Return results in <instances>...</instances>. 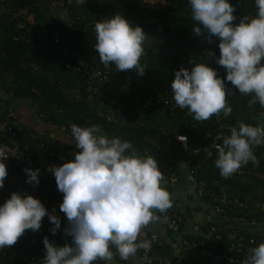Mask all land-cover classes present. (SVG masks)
<instances>
[{
	"label": "trees",
	"instance_id": "obj_1",
	"mask_svg": "<svg viewBox=\"0 0 264 264\" xmlns=\"http://www.w3.org/2000/svg\"><path fill=\"white\" fill-rule=\"evenodd\" d=\"M51 1L58 11L66 13L68 21L51 15ZM51 1L0 0V92L11 99L28 102L45 124L63 129L69 136L71 124L98 125L109 138L118 136L130 141L140 154H159L163 159L174 161L167 177L177 175V163L181 161L186 175L190 170L195 171V179L205 185V195H195L196 198L210 208H220L222 213L219 220L204 223L197 235H185L183 226L177 235L163 228L168 237L181 236L195 243L199 250L204 244H210L218 251L230 247L236 253L238 249L236 257L239 261L243 256L247 257L251 247L264 241V148L254 153L259 160L258 166L249 162L225 179L215 167L218 152L212 158H206L203 152L217 132L214 116L198 126L197 123H186L187 117L182 112L176 111L168 117L153 107L142 108L148 90L167 92L172 97L171 82L180 67L190 70L195 64L206 62L221 78L226 74L222 66L208 63L206 56L209 52L219 56L218 41L213 37L209 42L206 33L196 35L193 32L197 22L191 19L188 0H154L156 7L150 0H107V3L86 0L85 5H76L74 0ZM229 2L236 9L234 24L239 23L244 15H255L254 0ZM115 14L122 15L133 26H141L147 34L144 55L140 57L146 69L143 75H138L135 70L116 71L101 105L100 97L94 96L90 102L87 100L86 80L77 71L76 64L79 59L96 69L105 68L94 50V24ZM56 31L58 43L52 38ZM108 67L115 70L113 65ZM225 86L232 109L223 120L225 127L238 126L240 121L264 124V108L258 103L249 107L250 96L239 94L230 82ZM9 105L8 101H0L1 109L11 107ZM174 135H184L188 139L186 152L180 156L177 155L182 148L171 143ZM226 135H229L227 129L224 131ZM45 147L57 165L73 158L76 151L74 144L44 143ZM196 149L200 152L193 155ZM16 174L19 173L12 174V182L0 188V204L13 192L30 195L31 189H18L13 180ZM165 188L170 193L171 185L167 184ZM52 195L61 228L52 235V225L46 215L38 231L25 230L14 245L8 246L9 251L1 264H42L44 237L61 246L70 243L71 238L63 233L66 217L59 210L62 194L54 191ZM36 198L41 201L38 193ZM46 209L53 211V208ZM169 211L180 214L173 205ZM211 228H215L214 233ZM169 247L167 243L154 245L153 262L165 258L170 264H211L198 255L189 259L184 255L173 256Z\"/></svg>",
	"mask_w": 264,
	"mask_h": 264
},
{
	"label": "clouds",
	"instance_id": "obj_2",
	"mask_svg": "<svg viewBox=\"0 0 264 264\" xmlns=\"http://www.w3.org/2000/svg\"><path fill=\"white\" fill-rule=\"evenodd\" d=\"M74 2L85 5L86 0ZM188 4L191 19L197 22L193 32L206 33L209 42L216 38L219 56L214 52L208 55L226 74L221 78L206 62L190 70L180 67L170 86L175 104L187 109L196 121H206L221 112L230 115L225 86L230 82L239 94L250 96L249 107L258 103L264 108V0H254L255 15H244L235 24L236 9L229 0H188ZM94 31V50L105 67L113 65L116 71L135 70L143 75L146 67L140 57L147 34L141 26H133L115 14L95 22ZM229 131L222 144L216 145L218 157L214 162L225 179L249 162L258 166L253 149L264 146V124L240 121ZM70 132L76 150L73 158L48 170L63 194L59 210L67 219L63 233L71 241L61 246L44 237L42 264L110 262L112 249L120 260L131 257L135 264L138 251L146 254L152 247V241L142 237V230L160 220L157 213L166 214L172 207L170 193L162 186L165 176L158 161L155 156L138 153L126 139L109 138L98 125L71 124ZM7 156L0 150V188L8 174L3 162ZM24 172L27 183L39 184V168H25ZM46 215L55 235L61 228L55 209L49 212L32 195L11 193L0 204V250L14 245L25 230L38 231ZM241 264H264V241L251 247Z\"/></svg>",
	"mask_w": 264,
	"mask_h": 264
},
{
	"label": "built area",
	"instance_id": "obj_3",
	"mask_svg": "<svg viewBox=\"0 0 264 264\" xmlns=\"http://www.w3.org/2000/svg\"><path fill=\"white\" fill-rule=\"evenodd\" d=\"M52 38H54L55 43H58L59 39L57 31L53 34ZM206 58L209 64H216L213 56L207 55ZM76 65L78 69L77 71H79L80 75L86 80V92L88 95L87 100L90 102L92 97H100L102 99L100 100V104L103 105V101L106 98V91L110 90L111 78L115 74L116 70H112L110 67H105L103 70H99L95 67L85 65L79 59H77ZM67 68H69V66H67ZM229 97L230 94L226 93L227 101ZM151 107L155 108L156 110H160L168 117L174 115L176 111L182 112L187 117L185 121L186 123H197L198 126H200L204 122L196 121L195 119H193L192 114H190L187 109H180L175 104L172 97L167 95V92H161L159 90H148L145 93V99L142 103V108L144 110H148ZM228 116L229 115L225 116L223 112H221L219 115H214L213 121L215 123L217 132L214 136H212L213 138L211 144L208 147L203 148V152L206 158H212L214 154H217L218 150L216 148V145L222 144L221 140L224 136L225 129L230 130V128L225 127L223 124V120ZM19 129V117L13 107L5 109L0 108V150H3L5 155H8L7 158L3 161L6 165L8 173L7 177L5 178L4 185L12 182L13 173H25V168H31L33 170L37 168H43L46 173L51 174L48 169L53 165L59 166L52 159V153L48 150V147L43 148L44 161L37 160L33 153L25 148H22V146L17 143V134L19 133ZM184 137L186 136H173V140L171 142L172 145H179L182 148V150L178 151L177 156H180L186 152L188 139L187 137ZM263 148L264 146L255 147L253 149V152L256 153ZM199 152L200 149H196L192 152V154L196 155ZM151 156H155L158 161L159 168L165 176L162 182L173 185L176 182V179L170 176L167 177V173H170L172 171L171 164H173L174 161L163 159L159 154ZM195 174V171H188L186 175L188 186L197 197H203L205 195V185L195 179ZM55 193L62 194L58 190H56ZM30 195H32L34 198L37 197V193L33 190L30 192ZM215 210L220 214L222 213V210L220 208H216ZM157 215H160L161 218L156 223L159 224L162 228L172 231L175 235L180 232L179 228L183 225V217L181 215L170 212L169 210L166 214L157 213ZM233 222H238V220H233ZM250 225H253V223H250ZM196 230H199V228H196ZM210 231L211 233H214L215 228H211ZM142 237L150 239L152 241V247L151 250L146 254L143 251H138L136 257V259H138L137 264H153L154 257L152 251L154 245L158 243V237L155 233L148 231L146 228L142 230ZM250 243H253V241L250 240ZM181 244L187 248L194 249L196 255L200 256L204 261H208L211 264H241V262L246 259V257L243 256L239 261L236 257L238 249L235 253L234 248L230 247H224L223 250L218 251L210 244H204V248L202 250H199L197 249L195 243H190L186 239H183ZM8 251L9 248L6 247L3 251L0 252V261L7 256Z\"/></svg>",
	"mask_w": 264,
	"mask_h": 264
},
{
	"label": "crops",
	"instance_id": "obj_4",
	"mask_svg": "<svg viewBox=\"0 0 264 264\" xmlns=\"http://www.w3.org/2000/svg\"><path fill=\"white\" fill-rule=\"evenodd\" d=\"M0 101H8L9 106L13 107L19 117L20 136L17 138L23 148L29 150L39 161H44L43 146L44 143H51L56 145H73L74 140L63 129H58L48 124L36 114L31 105L23 100L11 99L8 96L0 92ZM183 163L179 161L177 163V175L174 176L176 182L171 185L170 196L172 199V205L179 215L183 217V231L185 235H197L201 233V226L204 223L219 220L220 213L215 209L210 208L204 203L200 202L196 198L195 194L189 188L186 182V173L183 169ZM19 190L31 189L36 191L41 198V202L48 208L55 209L57 207L53 198V192L58 190L55 178L51 174L46 173L43 168H40L39 172V184L33 185L26 182V173H19L13 177ZM166 182H162V186L165 187ZM64 226L67 224V219H64ZM244 225V224H243ZM245 225L244 227H246ZM199 228V230H196ZM146 229L153 232L158 237V243H167L170 247V252L173 256L184 255V258H196L194 249H187V247L181 244L183 238L181 236L172 235L170 238L164 231V229L155 223L149 224ZM113 260L105 262L98 260L94 264H134V259L129 258L127 261H122L119 256L115 254ZM138 259L135 258V264ZM153 264H170L165 258L157 259Z\"/></svg>",
	"mask_w": 264,
	"mask_h": 264
},
{
	"label": "rangeland",
	"instance_id": "obj_5",
	"mask_svg": "<svg viewBox=\"0 0 264 264\" xmlns=\"http://www.w3.org/2000/svg\"><path fill=\"white\" fill-rule=\"evenodd\" d=\"M51 1V0H50ZM151 1V4L156 7V1L154 0H150ZM49 2V1H47ZM101 3H107V0H100ZM50 10H51V15L54 16V17H57V18H60V19H63L65 21H68V17L66 15V13L64 11H58L56 8H55V4L51 1L50 3ZM157 6H160L158 3H157ZM1 264V263H0Z\"/></svg>",
	"mask_w": 264,
	"mask_h": 264
}]
</instances>
